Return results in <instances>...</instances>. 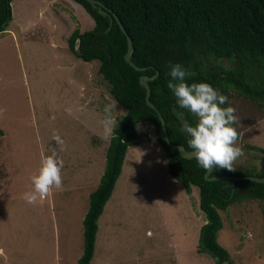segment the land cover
<instances>
[{"label": "rangeland", "instance_id": "1", "mask_svg": "<svg viewBox=\"0 0 264 264\" xmlns=\"http://www.w3.org/2000/svg\"><path fill=\"white\" fill-rule=\"evenodd\" d=\"M10 6L12 20L0 33V264H78L82 220L110 140L99 122L113 98L99 62L76 58L68 40L94 23L72 0H13ZM228 98L244 152L233 167L261 174L264 107L234 92ZM115 111L125 113L118 104ZM136 131L98 219L91 264H214L197 251L205 223L198 189L187 194L168 174L151 124L136 121ZM54 133L64 142L58 150L63 190L28 204L21 197L31 189L41 153L59 149ZM219 215L217 242L233 263L264 264V200L244 198Z\"/></svg>", "mask_w": 264, "mask_h": 264}, {"label": "trees", "instance_id": "2", "mask_svg": "<svg viewBox=\"0 0 264 264\" xmlns=\"http://www.w3.org/2000/svg\"><path fill=\"white\" fill-rule=\"evenodd\" d=\"M0 0V33L11 20V2ZM80 4L93 20L91 30H74L68 46L83 62L97 60L98 72L109 85L112 98L125 113L110 137L105 154V169L96 189L89 195L88 209L82 220L83 251L78 264H91L98 219L110 199L121 173L127 149L139 138L136 121L151 124L155 143L161 148L167 172L180 182L187 194L198 189L199 208L205 218L200 228L198 253L207 254L214 264H234L217 242L222 228L219 211L244 199H263L264 183L245 181H206L205 170L195 160L183 159L163 139L157 113L145 102V89L139 77L158 75L149 82L150 102L166 122L170 144L191 151L182 126H195L196 117L178 106L167 83L169 63H180L195 73L187 83H209L219 93L230 92L264 107V0H97L116 15L132 39V60L144 71H135L124 61L126 38L113 19L98 14L87 0ZM175 82V81H173ZM229 99V98H228ZM228 99L225 105L228 106ZM263 109V108H261ZM255 174L264 177V171ZM212 175L253 176L245 170L229 172L214 167Z\"/></svg>", "mask_w": 264, "mask_h": 264}, {"label": "clouds", "instance_id": "3", "mask_svg": "<svg viewBox=\"0 0 264 264\" xmlns=\"http://www.w3.org/2000/svg\"><path fill=\"white\" fill-rule=\"evenodd\" d=\"M169 69L171 79L167 83L168 89L172 91L178 106L186 109L197 120L195 126L185 122L182 131L190 137L188 144L198 165L206 172L214 167L229 172L236 171L233 165L244 152L237 146L241 136L234 127L238 123L235 109L222 107L228 98L209 83H187V78L194 76L195 73L180 63L170 62ZM116 105L117 101L113 98L112 102L105 106L104 118L99 122L105 139L115 135L117 115L126 114L115 111ZM53 140L59 149L52 147L47 154L41 153L40 166L30 176L31 189L21 197L28 204L35 205L37 202L47 200L54 189L63 190L64 161L58 155V150H64V142L58 133L53 134ZM251 235L248 233L249 238Z\"/></svg>", "mask_w": 264, "mask_h": 264}, {"label": "water", "instance_id": "4", "mask_svg": "<svg viewBox=\"0 0 264 264\" xmlns=\"http://www.w3.org/2000/svg\"><path fill=\"white\" fill-rule=\"evenodd\" d=\"M93 9H96L98 14H100L103 17H108L109 18V27L107 29L110 30L112 23H113V19H115L119 25V28L121 30V32L123 33V35L126 38V42H127V49H126V53L124 55V61L130 65L135 71L141 72L144 71V68H139L137 67L133 60H132V54H133V45H132V39L130 38V36L127 34L126 30L123 28L122 24L120 23V21H118L116 15H114L113 13H111L110 11H108L107 9H105V7H103L101 5V3L97 0H87ZM158 75V73L156 72L154 76L152 77H148L146 75H142L139 77V84L142 88L145 89V102L146 105L154 110L157 113V116L159 118V121L161 123V129H162V136L163 139L170 145L171 149L176 150L179 154V156L183 159L186 160H191L194 158V155H192V151H188L186 150L183 146L181 145H174V144H170L168 136H167V130H166V122L164 120V118L162 117V115L157 111V109L155 108V106L150 102L149 97H150V86H149V82L153 81L156 76ZM214 169V168H213ZM213 169L209 170V172H205L204 174V179L206 181H221V180H229V181H251L254 183H264V177H257V176H231V175H212Z\"/></svg>", "mask_w": 264, "mask_h": 264}, {"label": "crops", "instance_id": "5", "mask_svg": "<svg viewBox=\"0 0 264 264\" xmlns=\"http://www.w3.org/2000/svg\"><path fill=\"white\" fill-rule=\"evenodd\" d=\"M32 24H33V23H31V24L29 23L28 25H26V26H27V28H28V27H30Z\"/></svg>", "mask_w": 264, "mask_h": 264}]
</instances>
